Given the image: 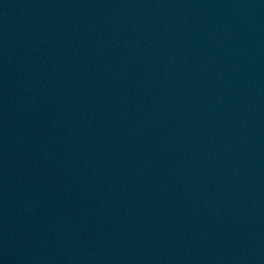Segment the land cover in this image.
I'll return each instance as SVG.
<instances>
[{
	"label": "water",
	"instance_id": "obj_1",
	"mask_svg": "<svg viewBox=\"0 0 264 264\" xmlns=\"http://www.w3.org/2000/svg\"><path fill=\"white\" fill-rule=\"evenodd\" d=\"M0 264H264V0H0Z\"/></svg>",
	"mask_w": 264,
	"mask_h": 264
}]
</instances>
